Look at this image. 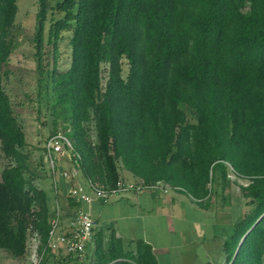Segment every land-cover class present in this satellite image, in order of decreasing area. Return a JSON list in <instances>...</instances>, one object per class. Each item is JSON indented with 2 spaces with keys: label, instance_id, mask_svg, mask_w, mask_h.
I'll use <instances>...</instances> for the list:
<instances>
[{
  "label": "trees",
  "instance_id": "obj_1",
  "mask_svg": "<svg viewBox=\"0 0 264 264\" xmlns=\"http://www.w3.org/2000/svg\"><path fill=\"white\" fill-rule=\"evenodd\" d=\"M39 4V71L71 127L83 174L114 186L123 163L146 183L163 180L201 204L212 198L218 171L225 184L230 170L248 178L240 187L251 208L225 240L224 264H264V0ZM18 8V0H0V140L15 161L0 170V247L22 256L30 230L51 250L54 211L34 180L5 85ZM46 34L55 50L65 38L71 45L67 69H43ZM93 242V264H159L145 239L111 229L95 232Z\"/></svg>",
  "mask_w": 264,
  "mask_h": 264
},
{
  "label": "rangeland",
  "instance_id": "obj_2",
  "mask_svg": "<svg viewBox=\"0 0 264 264\" xmlns=\"http://www.w3.org/2000/svg\"><path fill=\"white\" fill-rule=\"evenodd\" d=\"M18 6L16 16L18 43L11 54L10 73L5 79V85L10 95L14 113L25 132V149L30 155L28 162L35 174L34 180L39 186L44 187L48 193H51L50 204L54 211L58 202V189L62 190L64 187L59 182L58 176L54 177L47 168L43 144L49 134L55 130L69 132L71 127L55 111V96L51 83H46V73L41 74L39 71L35 40L38 23L37 14L40 8L39 0H18ZM45 37V47L42 53L45 72H47V69L65 70L70 67L72 48L67 39L60 40L57 50H55L53 45L47 41V34ZM124 67L126 72V65ZM90 136L91 140L96 139V132L93 127L90 129ZM11 163H15V161L6 155L0 140V170ZM65 164L67 163L65 162ZM120 172L123 178L142 179L124 167L123 163H120ZM228 176L230 182L225 184L221 173L219 171L216 173L209 209V214L213 218L212 221L221 228L222 235H226L227 239L236 220L251 208V205L246 202L247 199L242 195L240 187L241 184H247L249 179L237 176L231 170ZM64 196L66 202L62 203L60 201L59 206L63 210L61 220L65 222L73 215L72 211L76 206L71 205L70 200L72 199L69 195L64 194ZM63 204L66 206V211ZM68 205H70V208L67 210ZM218 206L222 211L217 210ZM231 219L233 221L231 226L225 225V228H223L222 224L230 223ZM205 221L211 223L210 218L205 219ZM93 239L89 243L91 245L87 246L85 256H80L69 252L63 245L59 247L50 246L51 250H46L45 247H42L41 234L30 230L26 253L22 256H15L9 250L0 247V264H93Z\"/></svg>",
  "mask_w": 264,
  "mask_h": 264
},
{
  "label": "crops",
  "instance_id": "obj_3",
  "mask_svg": "<svg viewBox=\"0 0 264 264\" xmlns=\"http://www.w3.org/2000/svg\"><path fill=\"white\" fill-rule=\"evenodd\" d=\"M58 179L64 187V190L58 189L60 204V201L66 202L64 194L68 195V184L62 177L58 176ZM48 194L50 197L51 193ZM70 201L75 205L73 199ZM86 207L96 221L95 232L108 233L115 229L125 240L145 239L153 245L159 264H224L227 261V238L212 221L210 201L201 204L180 188L130 190L107 200L96 199ZM219 207L217 210L222 211ZM63 208L66 211L65 204ZM69 208L70 205L67 210ZM209 218L211 223L205 221ZM68 222L62 221L60 229L66 230ZM232 223L231 219L222 226L230 227Z\"/></svg>",
  "mask_w": 264,
  "mask_h": 264
},
{
  "label": "built area",
  "instance_id": "obj_4",
  "mask_svg": "<svg viewBox=\"0 0 264 264\" xmlns=\"http://www.w3.org/2000/svg\"><path fill=\"white\" fill-rule=\"evenodd\" d=\"M43 148L47 168L54 177L60 176L67 182V193L77 202L66 230L60 229L63 210L57 202L48 245L51 247L63 245L69 252L80 256H85L87 246L94 237L96 226L92 212L86 204L99 198L107 200L130 190L140 191L157 187L167 189L169 187L163 180L146 183L144 179L121 177L114 186L94 181L82 173V154L76 149L73 138L63 130L49 134L44 141Z\"/></svg>",
  "mask_w": 264,
  "mask_h": 264
},
{
  "label": "water",
  "instance_id": "obj_5",
  "mask_svg": "<svg viewBox=\"0 0 264 264\" xmlns=\"http://www.w3.org/2000/svg\"><path fill=\"white\" fill-rule=\"evenodd\" d=\"M259 219H260V218H259ZM259 219H258V220H259ZM258 220H257V221H258ZM245 235H246V234H245ZM245 235H244L243 238L241 239V242L239 243V245H238V247H237V249H236V252H235V254H234V257H235V255H236V253H237V251H238V249H239V247H240V244H241L242 241L244 240ZM234 257H233V258H234Z\"/></svg>",
  "mask_w": 264,
  "mask_h": 264
}]
</instances>
